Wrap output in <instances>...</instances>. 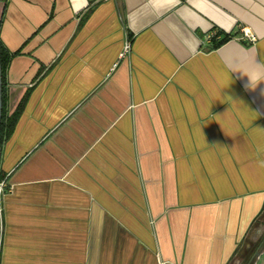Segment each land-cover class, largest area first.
<instances>
[{"label":"crops","instance_id":"1","mask_svg":"<svg viewBox=\"0 0 264 264\" xmlns=\"http://www.w3.org/2000/svg\"><path fill=\"white\" fill-rule=\"evenodd\" d=\"M0 46V264H264V0H0Z\"/></svg>","mask_w":264,"mask_h":264},{"label":"trees","instance_id":"2","mask_svg":"<svg viewBox=\"0 0 264 264\" xmlns=\"http://www.w3.org/2000/svg\"><path fill=\"white\" fill-rule=\"evenodd\" d=\"M230 33H224L220 30H215L214 33L211 36V41L213 47H216L223 42L227 41L229 38H231ZM9 56L5 53L4 49L0 46V62H1V71H2V114H1V120H0V142L2 141V138L4 136L10 135L12 132L15 122L17 120V117L19 115L21 106H19L15 111L12 113H8L6 110V98L4 95V82H3V74L6 68V65L8 63ZM2 172V171H1ZM2 174H5L2 172ZM261 216H264V212L261 213ZM260 216V217H261ZM264 245V240H260L259 247Z\"/></svg>","mask_w":264,"mask_h":264},{"label":"built area","instance_id":"3","mask_svg":"<svg viewBox=\"0 0 264 264\" xmlns=\"http://www.w3.org/2000/svg\"><path fill=\"white\" fill-rule=\"evenodd\" d=\"M240 33H241V38L244 40H247L249 42L255 40V35L247 27H241ZM129 47H130L129 40H127L125 42L123 51H127ZM8 189L9 186L7 183V174H2V172L0 171V201Z\"/></svg>","mask_w":264,"mask_h":264},{"label":"water","instance_id":"4","mask_svg":"<svg viewBox=\"0 0 264 264\" xmlns=\"http://www.w3.org/2000/svg\"><path fill=\"white\" fill-rule=\"evenodd\" d=\"M2 114V71H1V62H0V120Z\"/></svg>","mask_w":264,"mask_h":264},{"label":"rangeland","instance_id":"5","mask_svg":"<svg viewBox=\"0 0 264 264\" xmlns=\"http://www.w3.org/2000/svg\"><path fill=\"white\" fill-rule=\"evenodd\" d=\"M250 250L251 251L248 253L247 257L249 256V254H251V257H252V253L255 251V248L254 247H251ZM247 257H245V260L243 262H245L247 260Z\"/></svg>","mask_w":264,"mask_h":264},{"label":"clouds","instance_id":"6","mask_svg":"<svg viewBox=\"0 0 264 264\" xmlns=\"http://www.w3.org/2000/svg\"><path fill=\"white\" fill-rule=\"evenodd\" d=\"M259 83V78H258V82L256 83V85ZM255 85V86H256ZM252 88H255V87H253V83H252V81H251V85H250Z\"/></svg>","mask_w":264,"mask_h":264}]
</instances>
